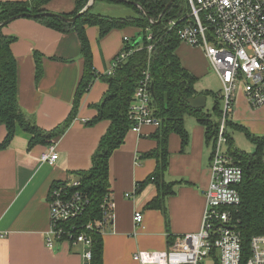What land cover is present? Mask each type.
<instances>
[{"label": "crops", "instance_id": "1", "mask_svg": "<svg viewBox=\"0 0 264 264\" xmlns=\"http://www.w3.org/2000/svg\"><path fill=\"white\" fill-rule=\"evenodd\" d=\"M75 9V0H50L45 6L47 12L62 15L73 14ZM3 32L16 39L11 49L17 60L21 109L39 128L54 130L71 114L83 76L85 62L78 36L45 27L32 18L16 20ZM86 33L97 78L82 97L70 127L46 144L34 146H30L31 135L18 128L9 146L0 151V233H8L0 239V264H88L83 257L85 248L81 245L61 242L52 249L47 247L46 235L50 228L48 197L54 184L71 181L76 172L92 168V157L110 126L108 121L92 126L87 124L97 116L95 106L109 89V84L99 76L109 74L113 60L124 47V38L133 40L140 30L115 29L103 38H100L97 27H87ZM191 51L208 65L203 49ZM35 54L42 56L41 77H38ZM178 56L184 66L182 53L178 52ZM188 67L190 70L185 68L196 76L204 71L191 60ZM232 120L252 135L264 137V106L253 108L243 88L237 90ZM157 130L154 125L142 126L140 133L130 130L124 144L110 158L109 179L114 209L113 221L103 233L104 264H140L133 259L136 253L167 251L178 237L201 229L206 208L203 192L212 176L205 129L191 124V141L186 149L170 153L165 180L179 184L175 194L166 200V213L146 209L158 193L154 184L147 185L139 195L135 194L137 185L156 170L157 161L144 155L157 148L153 139ZM5 137L6 129L2 126L0 145ZM51 144L56 145L59 154V160L53 166L42 164L40 160ZM172 144L175 139L171 138L169 151ZM137 212L144 217L141 226L134 222Z\"/></svg>", "mask_w": 264, "mask_h": 264}, {"label": "trees", "instance_id": "2", "mask_svg": "<svg viewBox=\"0 0 264 264\" xmlns=\"http://www.w3.org/2000/svg\"><path fill=\"white\" fill-rule=\"evenodd\" d=\"M49 1H0V25L20 14L47 13L45 6ZM75 1L74 13L63 14L64 16H76L88 5L90 0ZM98 1L122 5L134 13L126 19L108 18L95 15L92 12L93 6L72 24L51 16L35 19L43 26L58 32L75 33L79 38L81 55L85 62L72 112L63 124L52 131H45L36 126L32 117H29L19 105L18 67L11 49V45L16 39L6 36L3 32L5 27L0 26V127L3 126L6 129V137L0 145V151L9 146L18 128L31 135L30 146H34L46 144L63 135L70 127L78 112L82 97L89 92L97 78L93 53L86 33L87 27H97L100 38L115 29L135 28L140 30V34L127 47V50H132L134 53L117 65L113 75L99 76L101 80L109 84V89L100 103L95 106L97 116L87 124L92 126L102 121H108L110 126L101 138L92 157V168L88 171L75 173L74 179L80 182V186L72 191H81L88 200L86 211L79 220L74 222V224H78V228L86 226L89 222L102 220L104 217L102 207L106 205L108 209L110 203L113 202L110 191L109 161L113 153L124 144L126 135L134 124L130 118V105L135 98L145 71H149L151 76L152 100L150 104L153 117L160 121V127L153 135V139L157 142V148L144 155L145 158L157 161L156 170L144 182L139 183L135 191V194L139 195L149 184H154L157 187V196L147 205V210H161L166 213V200L175 194V188L179 183H168L165 180L170 161L169 139L173 133H176L180 137L182 151L186 149L190 138L185 128V117L196 118L198 124L204 127L205 141L210 152L215 146L224 117L221 92L212 93L214 104L211 111H206V108L193 110L188 103L190 98L207 96L205 93L196 91L198 78L183 66L178 56L181 41L175 29H169L170 21H176L182 25L184 20L188 19V0H175L166 13L164 11L171 0H127L126 3L116 0ZM162 15L160 23H157ZM148 35L152 36L150 41ZM139 39L140 42H138ZM150 46H152L151 51H149ZM35 56L38 77H41L42 56L39 54H35ZM225 119L224 135L227 141V154L233 163L243 170V181L238 187L241 204L233 212V222L237 224L241 235L243 264H245L251 255L252 238L264 235V137L252 135L244 126L235 123L232 120V111L226 114ZM236 130L245 132L248 139L256 146L255 152L247 153L235 146L232 133ZM71 181L68 180L65 183ZM57 186L59 184H54L52 188ZM105 230L95 228L87 232L92 239L90 249L92 259L88 264H104L103 233Z\"/></svg>", "mask_w": 264, "mask_h": 264}, {"label": "built area", "instance_id": "3", "mask_svg": "<svg viewBox=\"0 0 264 264\" xmlns=\"http://www.w3.org/2000/svg\"><path fill=\"white\" fill-rule=\"evenodd\" d=\"M188 4V19L182 25L170 21L169 29H175L182 44L205 51L222 84L224 117L210 152L212 176L203 192L206 208L199 232L178 237L167 251L139 252L133 259L140 264H243L242 239L233 222V212L241 204L238 187L243 181V170L227 154L225 118L234 109L238 86L243 88L253 108L264 106V0H188ZM151 39L148 35V40ZM123 42L125 45L112 64L110 76L120 62L134 53L127 50L132 40L125 37ZM151 100V76L145 71L130 105V118L134 122L131 131L140 133L144 125L160 127V121L153 117ZM40 160L42 164L55 165L59 160L56 145L51 144ZM79 186L80 182L73 179L50 190L46 245L50 249L61 242L81 245L85 248V261L90 262L92 239L87 232L109 227L114 203H110L108 209L106 205L102 207V220L78 228L74 222L82 217L88 205L81 191H72ZM143 220L141 212L135 213L137 226H141ZM7 235L0 233V239ZM250 249L251 255L245 264H264V235L254 236Z\"/></svg>", "mask_w": 264, "mask_h": 264}, {"label": "rangeland", "instance_id": "4", "mask_svg": "<svg viewBox=\"0 0 264 264\" xmlns=\"http://www.w3.org/2000/svg\"><path fill=\"white\" fill-rule=\"evenodd\" d=\"M92 12L95 15H101L104 17L114 18V19H126L128 17H131V15L134 13L129 8H126L122 5L112 4V3H109L106 1H97L94 8L92 9ZM191 49L199 51V49H201V48H195V47H191V46L188 47L186 44L181 43V45L178 49V52L182 53V57L184 58V62H183L184 66L187 67L189 70H190V68L188 66L190 65V60H191V62L196 64L199 67V69L204 70L199 75L196 73L197 78H198V82L196 84V91L198 93H205V95H207L206 96L207 97V106H206L205 110L211 111L213 108V104H214V97H213L212 93L213 92L214 93L221 92L222 91V84H221L219 78L217 77V75L214 73V70L212 69L211 64H209L210 61H208V65H207V63L205 64L199 55L193 54ZM116 57H115V59H116ZM115 59L113 60V63H114ZM206 68H209V69L207 70ZM192 74L195 75L194 73H192ZM241 89H242L241 86H238L237 90L241 91ZM191 124L193 126L197 125L198 127L203 129V131H204V127L201 126L200 124H198L196 118H194L192 116H186L185 117V128L189 133L190 141H191V131H190ZM232 136L234 138L235 146L238 147V149H240L241 151H244L247 153H252L253 151L254 152L256 151V146L248 139L245 132H243L241 130H236V131H233ZM171 138L175 139V144L171 145L170 153L173 152V150H181L180 137L176 133H173L171 135L170 139ZM190 141H189V143H190Z\"/></svg>", "mask_w": 264, "mask_h": 264}, {"label": "water", "instance_id": "5", "mask_svg": "<svg viewBox=\"0 0 264 264\" xmlns=\"http://www.w3.org/2000/svg\"><path fill=\"white\" fill-rule=\"evenodd\" d=\"M98 0H90L88 5L81 11L79 12L76 16L74 17H66L62 14H57V13H42V14H20L18 16L13 17L12 19L6 21L5 23L1 24V27H6L9 24H11L12 22L19 20V19H25V18H32V19H36L38 17H56L59 18L63 21H65L66 23L72 24L75 23L80 17H82L86 12H88L97 2ZM108 1H114V0H108ZM118 2L121 3H126L128 2L127 0H116ZM175 2V0H171V2L167 5L164 13H166V11L172 6V4ZM144 13L146 14V12L144 11ZM147 15V14H146ZM163 15L161 16V18L159 19V21L157 23H160L161 19H162ZM151 22H153L152 19H150ZM138 42H140V39L138 40ZM189 106L191 109L193 110H202L205 109L207 106V98L204 96H198L195 98H190L189 101Z\"/></svg>", "mask_w": 264, "mask_h": 264}]
</instances>
